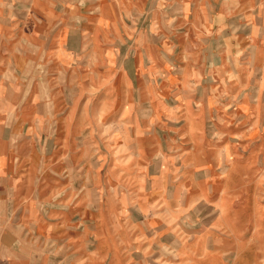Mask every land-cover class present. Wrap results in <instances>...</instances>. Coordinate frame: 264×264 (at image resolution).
<instances>
[{"label": "rangeland", "instance_id": "obj_1", "mask_svg": "<svg viewBox=\"0 0 264 264\" xmlns=\"http://www.w3.org/2000/svg\"><path fill=\"white\" fill-rule=\"evenodd\" d=\"M38 1L0 0V153L8 156L6 165L18 167L13 175L2 174L0 181L20 182L19 188L0 184L5 196L0 201V264H31L45 259L50 264H102L100 247L105 240L148 244V251L142 254L145 264H180V245L196 242L202 224L194 220L189 205L178 206L185 213L180 220L173 209H167L166 200L184 196L183 184L202 177V142L219 148L218 169L224 176L233 162L224 144L234 145L243 154L245 141L231 139L230 123L232 116H240L237 104L241 89L244 92L246 88L238 86V77L230 72H226L224 82L223 76L211 75L220 68L218 55H184L186 46L181 47V37L176 36L196 16L168 8L166 0H158L153 11L126 13L128 24L139 23L127 28L128 43L122 37L120 44L119 35L111 40L110 50L117 58L113 54L104 61L96 55H80L72 63L75 71L59 73L58 60L40 55V44L45 37L52 40L57 27H51L56 17L45 19ZM44 1L81 5V12L90 6L94 9L88 14L91 21L105 2ZM83 30L87 33L91 29ZM136 31L142 32L141 45L133 43ZM187 46L198 51L193 43ZM119 50L122 55H118ZM202 63L203 72L210 76L202 77ZM202 115L207 117L203 125L206 140H202ZM132 143L138 147L130 146ZM141 144L145 155L139 154ZM61 145L64 150L72 148L73 153L60 161ZM61 163L69 171L63 178L54 169ZM30 165L41 183L35 205L52 210L49 224L59 219L61 205L45 204L43 195L48 190L52 197L60 198L55 194L59 180L72 181L79 213L57 220L61 223L56 230H50L43 219H26L20 211V205L26 203L21 192L26 191L22 185ZM234 191L231 197L237 204L253 194L249 186L235 187ZM236 209L234 204L232 211ZM164 216L169 218L170 235L158 232ZM152 224L156 228L153 234L137 235ZM185 227L191 229L190 235L183 233ZM255 227L264 236V217L245 221L241 242L263 243L261 238L250 237ZM107 229L111 237L106 236ZM218 236L235 242L230 226L222 227Z\"/></svg>", "mask_w": 264, "mask_h": 264}, {"label": "crops", "instance_id": "obj_2", "mask_svg": "<svg viewBox=\"0 0 264 264\" xmlns=\"http://www.w3.org/2000/svg\"><path fill=\"white\" fill-rule=\"evenodd\" d=\"M41 1L37 3L40 11L45 19L51 16L56 17L55 20H51V27L55 26L57 29L52 40L45 37L44 44H40L42 49L40 55H45V57L50 55L51 60H58L56 67L59 71L62 70L59 72L62 74L69 70L75 71L72 63L80 55H96L104 61L109 60L114 54L110 50L111 40L119 35L120 41L123 37V42L128 43L127 28L135 25L136 21L128 24L126 13L153 11L158 8V0H146L145 2L143 0H118L117 4L113 0H105L98 6L99 14L91 21L88 14H92L94 9L90 6L81 12L83 10L81 5L70 6L59 3L51 5L46 1ZM166 1L165 6L168 8L193 13L194 17L199 18L189 20L185 23V29L177 36L175 35L181 37V47L186 46L184 55H218L220 59L218 68H220H215L211 75L223 76L224 82L226 72H230L238 77V86L243 85L246 88L244 92L241 89V99L237 104V112L239 111L240 116H232L230 123L231 139L245 141L242 146L245 148L243 154L240 155L234 145L224 144L226 153L229 149L233 161L229 165L228 173L224 176L218 169L221 166L219 148L216 145L213 147L210 143L205 145L202 142V177H198L194 183L183 184V191H186L184 196L180 194L174 197V200L173 197L171 201L166 200L167 209H173L177 218L181 220L185 216L178 206L189 205V209H192L195 216L194 220L202 224V230L196 242L180 245L179 252L182 256L179 262L180 264H264V236L260 234V230L255 227L250 234L251 238H261L263 243L259 244L260 247L241 242V239L245 237V221H255L264 217V0ZM74 17H79V19L74 20ZM55 23L57 26L54 25ZM138 23L137 21L136 25ZM83 28L91 30L85 33ZM141 35L142 32L134 33L133 43L135 45L143 44ZM123 42L121 41L120 44ZM189 43L197 45L198 51L188 48ZM147 48L151 50L150 46ZM139 54L141 55L142 52ZM2 55H8V53L3 52ZM118 55H122V51L119 50ZM123 55H127V52L124 51ZM203 68L202 63V77L208 75L203 72ZM221 68L224 70L223 73L219 72ZM121 76L124 75L121 74ZM241 76H245L243 82L240 81ZM217 82L218 86L223 85L220 79H217ZM206 118L202 115V140L207 139L205 126L203 127L207 123ZM133 145L137 146L138 143L130 144V146ZM140 146L139 154L142 152L145 155L143 145ZM65 150H67L66 154H64ZM65 150L62 145L58 149V154L62 156L60 161L72 152L70 147ZM7 159L6 153H0V176L17 173L18 167L15 164L6 165ZM67 167L61 163L57 164L54 169L58 171L60 178H63L66 176L64 173L69 172ZM28 170L30 171L28 178L23 179L24 185H22L26 191L21 192L26 203L20 205V211L26 214L24 215L26 219L38 220V222L43 219L50 226V230H56L61 220L71 219L79 213L78 197L71 190L74 188L72 181L65 182L60 179L58 183V180H55L58 183L55 186V194L60 195V198L53 195L55 199L52 201V192L48 194L46 190L43 202L61 205V209L57 212L59 215L57 220L60 221L56 220L49 224L47 220L52 217L49 214L52 210L39 209L35 205L36 200L39 199L38 190L41 183L36 178V169L31 168L30 165ZM69 170L71 172L73 167L70 166ZM244 182L246 185L243 186ZM19 183V180L0 181L2 185H14L12 188H19ZM239 183L240 186H238ZM246 186L253 189V194L249 195L246 201L240 204L235 203V197L234 199L231 197L235 192L234 188ZM51 187L53 189L54 186ZM13 194L15 195V190ZM3 197H5L4 192L0 191V201ZM234 204L237 205L235 212L232 211ZM168 220L169 218L165 216L160 218L162 228L158 232L166 231L165 235H170L169 231L172 229L168 227ZM224 226H230L235 242H225L221 236H218ZM154 229H156L155 225L151 228H141L137 235L148 237L155 232ZM183 233L190 235L191 229L185 227ZM105 234L111 237V230L107 229ZM100 248L102 264H145L142 254L148 251L149 245L146 243L122 245L105 240ZM192 252L196 255L191 256ZM259 252L262 254H258ZM31 262H33L31 264H50L46 259L39 263Z\"/></svg>", "mask_w": 264, "mask_h": 264}]
</instances>
